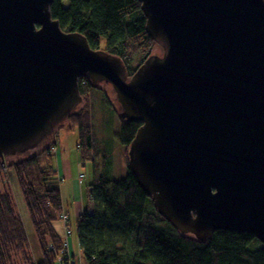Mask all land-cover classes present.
Returning a JSON list of instances; mask_svg holds the SVG:
<instances>
[{
	"label": "water",
	"instance_id": "water-1",
	"mask_svg": "<svg viewBox=\"0 0 264 264\" xmlns=\"http://www.w3.org/2000/svg\"><path fill=\"white\" fill-rule=\"evenodd\" d=\"M162 44L127 78L122 61L66 33L53 0H0V158L32 151L71 115L78 80L110 85L141 123L128 165L157 213L204 242L264 246V0H138Z\"/></svg>",
	"mask_w": 264,
	"mask_h": 264
},
{
	"label": "trees",
	"instance_id": "trees-1",
	"mask_svg": "<svg viewBox=\"0 0 264 264\" xmlns=\"http://www.w3.org/2000/svg\"><path fill=\"white\" fill-rule=\"evenodd\" d=\"M50 13L63 32L80 34L92 50L118 57L128 79L153 55L157 44L145 30L146 20L138 0H53ZM101 41L104 42L102 50ZM78 88L80 96L87 99L84 110L96 91L103 92L84 78L78 80ZM103 103L118 116L119 107L114 99L110 102L105 92ZM83 109L75 115V121L82 158L92 165L88 186L91 208L78 216L76 234L85 264H264V246L258 241L253 245L255 249H250L257 241L249 234L217 231L206 241L198 242L178 233L157 213L152 198L132 174L127 159L126 177L110 179L106 173L109 166L106 156L102 157L100 170L91 116ZM119 122L118 141L127 149L142 124ZM38 154H25L29 158L20 162L16 161L19 155L7 156L4 161L7 158L13 162L7 169L17 178L36 227L39 264H55L63 247L56 229L63 204L57 172L51 162L40 165ZM86 154L88 157L90 154L91 160ZM3 166L0 158V171ZM8 197L5 193L0 195V264H11L2 252L4 247L22 249L26 242L25 231L13 216ZM21 251L24 254L26 249Z\"/></svg>",
	"mask_w": 264,
	"mask_h": 264
},
{
	"label": "rangeland",
	"instance_id": "rangeland-1",
	"mask_svg": "<svg viewBox=\"0 0 264 264\" xmlns=\"http://www.w3.org/2000/svg\"><path fill=\"white\" fill-rule=\"evenodd\" d=\"M101 44L102 50L104 42L101 41ZM152 54L162 57L164 55L162 44L157 42ZM137 62L138 58L134 63L136 64ZM93 85L102 88L103 92L107 93L110 102H112L113 99L116 102L115 94L110 85ZM103 92L96 91L87 103L89 107L85 110L82 107H84L87 99L81 97V102L76 109L72 111L70 116L59 123L57 127L54 128V131L32 151L30 150L26 153L19 154V160H16L19 162L23 161L29 158L26 157L27 155L25 154L31 156V154L37 152L40 157V165H48L51 162L52 167L57 172V181L60 187L63 211L58 216L56 229L58 230L59 236H61L60 238L63 240V247L55 260V264H60L58 258H65L70 255L69 253L71 252L68 239H70V243L72 242L71 248L75 255L73 258L74 263L85 264L77 243L76 221L84 209L90 210L91 208L88 186L91 182L92 165L89 163L90 161L83 160L81 149L78 147V127L76 126L75 115L80 112L81 109H83L82 111H88L91 116L96 151L99 154L98 164L100 165V170L103 168L102 157L106 156L109 165L106 173L110 179L121 180L124 179L128 173L125 166V161L126 159L128 160V148L125 149L118 141L120 119H118L119 117L109 105L103 103ZM14 156L16 157L17 155ZM88 158L91 160L90 154ZM2 162L4 166L2 171H0V195H4L5 193L9 196L8 198L12 204L13 216L17 218L26 234V242L22 245L23 248L26 249L24 254L21 251L23 248L18 249L13 246L4 247L2 252L5 254V258L8 257V261H10L11 264H39L40 244L39 238L35 233L36 227L32 224L31 214L25 203L23 191L21 190L18 180L12 171L7 169V165L13 162L8 161L7 158L6 161L2 159ZM35 218L37 219L36 221L39 222L38 217ZM60 221L64 222L61 227L58 225ZM256 241L257 242L252 243L249 247L250 249H255L253 245L258 243V240ZM25 253H27V255Z\"/></svg>",
	"mask_w": 264,
	"mask_h": 264
},
{
	"label": "built area",
	"instance_id": "built-area-1",
	"mask_svg": "<svg viewBox=\"0 0 264 264\" xmlns=\"http://www.w3.org/2000/svg\"><path fill=\"white\" fill-rule=\"evenodd\" d=\"M58 259H59V263L60 264H75L74 261H73V258H71L69 256H67L65 258L60 257Z\"/></svg>",
	"mask_w": 264,
	"mask_h": 264
},
{
	"label": "crops",
	"instance_id": "crops-1",
	"mask_svg": "<svg viewBox=\"0 0 264 264\" xmlns=\"http://www.w3.org/2000/svg\"><path fill=\"white\" fill-rule=\"evenodd\" d=\"M66 209H67V208H66ZM63 223H64V222L60 221V222L58 223V225L61 227V226L63 225ZM76 235H77V234H76ZM68 240H69V246H70V252H71V253H69L70 255H69V254H68V255H69V257L74 258L75 255H74V253H73V251H72V248H71V243H72V242L70 243V239H68ZM77 243H78V240H77ZM80 252H81V251H80Z\"/></svg>",
	"mask_w": 264,
	"mask_h": 264
}]
</instances>
